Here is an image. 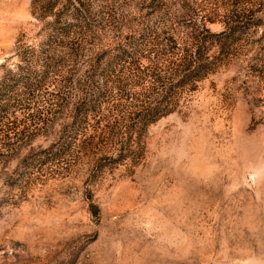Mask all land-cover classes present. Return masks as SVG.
Masks as SVG:
<instances>
[{
    "label": "rangeland",
    "instance_id": "obj_1",
    "mask_svg": "<svg viewBox=\"0 0 264 264\" xmlns=\"http://www.w3.org/2000/svg\"><path fill=\"white\" fill-rule=\"evenodd\" d=\"M106 1L109 21L85 38L75 76L161 18L158 30L179 36L171 45L193 47L211 69L147 126L138 161L114 163L110 137L41 164L37 153L70 121L72 86L44 124L12 108L26 132L0 149V264H264V0ZM31 2L0 0V80L22 66L42 71L45 27ZM232 13L251 27L222 50L207 37ZM47 80L35 94L57 89Z\"/></svg>",
    "mask_w": 264,
    "mask_h": 264
},
{
    "label": "trees",
    "instance_id": "obj_2",
    "mask_svg": "<svg viewBox=\"0 0 264 264\" xmlns=\"http://www.w3.org/2000/svg\"><path fill=\"white\" fill-rule=\"evenodd\" d=\"M95 2L99 3V10H95ZM106 2L32 0V9L42 12L45 27L39 59L42 71L36 73L30 66V70L22 66L19 72H8L0 80V149H10L14 142L11 141L22 138L26 132L24 128L18 129L14 120H9L12 108L20 105L26 110L27 120L44 124L48 115L61 106L58 93L72 86L76 100L71 107L70 121L54 145L37 153L42 156L41 164L63 163L75 148L84 151L110 137L114 139L112 152L117 155L114 163L127 159L138 161L144 151L142 138L147 126L176 109L178 89L195 84L211 69L212 62L198 56L193 47L188 50L186 45H171L179 36L174 30H158L164 23L161 18L148 33L141 30L134 40L118 44L107 55L85 61L86 70L75 76L71 68L84 55L85 38L98 24L109 21ZM193 26L195 23L191 22L183 26L187 37ZM250 27V20L245 17L228 14L224 30L207 38L224 50ZM22 59L29 60L25 56ZM51 77L57 89L35 94L40 81L42 89L44 85L48 88V83L54 85L47 80ZM108 103H111L109 110ZM34 108L35 112L30 113ZM135 132L137 138H134ZM90 207L96 208L93 203Z\"/></svg>",
    "mask_w": 264,
    "mask_h": 264
}]
</instances>
